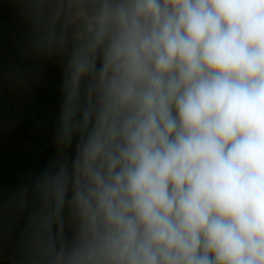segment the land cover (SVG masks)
Masks as SVG:
<instances>
[{
	"label": "clouds",
	"instance_id": "9594fccd",
	"mask_svg": "<svg viewBox=\"0 0 264 264\" xmlns=\"http://www.w3.org/2000/svg\"><path fill=\"white\" fill-rule=\"evenodd\" d=\"M86 75L73 202L89 260L264 264V0L105 3L71 99Z\"/></svg>",
	"mask_w": 264,
	"mask_h": 264
},
{
	"label": "rangeland",
	"instance_id": "374dc122",
	"mask_svg": "<svg viewBox=\"0 0 264 264\" xmlns=\"http://www.w3.org/2000/svg\"><path fill=\"white\" fill-rule=\"evenodd\" d=\"M2 1L0 0L1 3ZM85 1L88 2L89 0ZM112 1L95 0V2H102V4L95 12H92L91 16L100 15L101 17L106 2L110 4L118 2L113 3ZM89 2H93V0ZM0 5L2 11L8 12L6 9L10 6ZM78 8L89 11L88 7H82V5H79ZM67 10L62 18L63 21L61 20L62 23L60 22L59 25L58 23L50 24L45 18L43 19L36 12L31 11V8H25L22 10L25 20L35 17L34 23L30 20V24L22 25L23 30L18 29L19 32H16L15 39L0 32V35L4 36H0V38H4L6 42L4 44V40L0 39V164L7 169V174L13 169L16 171L9 175L19 174V170H21V173L24 172L28 179H33L35 182H41L42 179L47 181L52 175L51 170H55L59 165H64L63 160H53L54 157H51L49 149L36 148L39 146L38 144L43 142L54 148L55 141H60L59 138H63L64 142L73 141L77 145L88 130L85 128L83 120V112L89 103V94L84 93L87 90L78 86L76 98L71 99L72 79L70 77L67 79L57 78L59 81L56 82L53 73H40L33 68L39 64L72 68V61L80 57V51L67 47L66 28L64 26ZM90 14L87 12V15ZM99 23L100 21L96 23L95 33L99 28ZM50 27L54 30L56 28L58 33V39L53 44L43 42V39L39 37L41 28L45 30ZM9 38H11L10 41ZM93 38L91 36L89 40H93ZM21 50L24 51V54H29L30 57L23 56L21 58L23 65L17 66L15 63H18V60L15 51L23 53ZM98 50L101 49L97 48V52L101 54L102 52ZM25 69L29 77L35 81L31 85L28 75L24 74ZM84 82H88L91 88L97 85L96 78L94 82L87 79H84ZM40 92H42L43 97H39ZM91 100L95 104L96 100L93 98ZM69 108L75 110V115L71 121H66L65 115ZM22 135L29 136L28 140L21 142L19 139ZM7 151H11V156L14 155V157L9 156ZM11 162L14 163L13 166H10ZM69 162L63 168L65 172L68 171L69 167L73 170L74 161L69 160ZM19 163L20 166L22 164L21 169ZM67 174L74 176L73 171ZM60 176L61 171L52 177L57 180ZM0 180L9 183L17 179H9L4 175V178ZM43 186L47 190V186L42 185L41 187ZM74 191L73 186L69 190V197L72 200ZM7 194L6 201L10 198L9 191ZM25 197V205L18 215L19 219L23 221L20 228L14 226L13 216L9 218L3 216V220H0V264H94V261L89 260L88 255L91 250L96 248L97 240L86 222L80 221L81 214L69 217L73 221L61 234L60 232L54 236L43 234L44 229L51 228L52 223H49V217L50 219L54 218L55 223H57V219L62 217L63 212L60 211L58 214V210H55L59 196L45 200L43 212L40 205L44 202L36 203L37 200L35 201L29 192ZM50 201H53L52 204ZM2 207L4 204L1 205L0 202V210ZM43 214L45 218L42 220L40 216ZM71 220L69 219V221ZM75 222L79 223L75 224ZM57 230V227H54L49 232L52 233L51 231Z\"/></svg>",
	"mask_w": 264,
	"mask_h": 264
},
{
	"label": "trees",
	"instance_id": "16d2710c",
	"mask_svg": "<svg viewBox=\"0 0 264 264\" xmlns=\"http://www.w3.org/2000/svg\"><path fill=\"white\" fill-rule=\"evenodd\" d=\"M4 2H6V0H3L2 3L0 2V4H3L5 7H8V4H5ZM99 3L100 2H96V4H94V6L99 7L100 6ZM30 8H31V11L36 12L39 16H43L45 18V20L48 21V19L43 15L42 9L40 8V6L36 2H33L31 4ZM6 10L8 12L2 11V9H0V32L3 34H6L7 37H11L12 39L16 38V35L19 32L18 31L19 28H21L23 30L22 25L30 24L31 23L30 20H32V23H34V21H35V17H33V19H30V20H25L23 15L20 16L17 13V11H14V9L11 7H9ZM55 24H57V23H55ZM53 30L54 29H52L51 27L47 28L45 30H43L41 28L39 31V33H40L39 37L43 40H46V41L55 40L57 37V32H56V30H54V31ZM1 37H4V36L2 35ZM11 38H9V41L11 40ZM0 39L4 40V44H6L4 38H0ZM21 51L23 53H19V52L15 51V55H16V58L18 60V63H15L17 66L23 65V61L21 60V58L23 56L26 55V56L30 57L29 54H24V51L23 50H21ZM43 71L45 73L58 72V73H63L65 75L68 72L66 69H63V68L57 69V68H51V67H46L43 69ZM74 71H75V69L73 70V72ZM24 74L28 75V72L26 71V69H25ZM29 83H30V85L32 83L30 78H29ZM40 93H42V92H40ZM41 96H42V94H41ZM28 138H29V136L22 135V136H20L19 140L22 142V141L28 140ZM59 139H60L61 143L59 145L55 144L54 148L49 147L47 144H45L43 142L38 144L39 146H37L36 148H41V149H45V150L49 149L50 155L52 157H54L56 160H61L62 158H74L73 157L74 149L77 146L75 144V142L70 141V142L66 143V142H64L63 138H59ZM1 153H3V152H1ZM7 153H9V156H11V154H12L11 151H9V152L7 151ZM11 157H14V155ZM19 160H20V158H19ZM13 165H14V163L11 162L10 166H13ZM19 166H20V163H19ZM21 167H22V164L20 166V169H21ZM6 170L7 169L0 164V179H3L4 175H5L9 179H17V180L19 179V180L18 181L12 180V182H9V183H7L4 180H0V182H1L0 183V185H1L0 191L1 192L3 190L9 191L11 203L9 205H6L5 208L12 209L13 213L12 214L9 213L7 215V217L9 218L10 216H13L14 219L12 218V221L15 224L14 226H16L17 228H20L21 225L23 224V221L19 219L18 215L20 214L22 207L25 205L24 204V198L26 199L25 196L28 194V192L30 194H32V197L34 198L35 201L37 200L36 203L38 202L39 204H41L45 200H49L51 195H52V192L54 193L55 190L51 189L50 186H47V190H45L44 186L43 187H41V186L43 185V183H45V185H46V182L39 184V183L33 181V179H28L25 176L24 172L21 173V170H19V174H12V175H9V174L14 173L16 170L13 169V170L9 171L8 174H7ZM19 193L21 196L19 195ZM18 200H20V203H18ZM43 204H45V202L40 205L42 212H43ZM73 204H74V206H72ZM18 209H19V211H18ZM36 209H38V208H36ZM29 210H30V208H29ZM41 211H39V212L41 213ZM60 211H62L63 214H62V217L60 219H57V223H55L54 218L50 219V217H49V223H52L51 228L50 229H48V228L44 229V231H42L43 234H48V235H52V236L56 235L58 232H61L62 229L64 230L69 225H71V222L73 220H71L72 218H69V217L74 216L75 214L76 215L81 214L80 210L78 209L77 205L74 202L61 206V208L58 210V214ZM15 212H17V214H15ZM32 216H33V212H32ZM40 217L42 218V220L45 218L44 214L41 215ZM81 217H82V215H81ZM69 219L71 221H69ZM82 220H84V219L81 218L80 221H82ZM77 223H79V222H75V224H77ZM54 227H57L58 230L57 231H51L52 233H50L49 231L52 230ZM32 234H34V233H32Z\"/></svg>",
	"mask_w": 264,
	"mask_h": 264
},
{
	"label": "crops",
	"instance_id": "0c3cea01",
	"mask_svg": "<svg viewBox=\"0 0 264 264\" xmlns=\"http://www.w3.org/2000/svg\"><path fill=\"white\" fill-rule=\"evenodd\" d=\"M94 4H96L95 1L94 2H84V3H80L78 5H75L71 9L67 10V14H66V17L64 19V21H65V25L64 26L66 28V40H67V43H68L67 47L69 46L72 49H77V51H80V53H83V52L87 51V46L89 45V42L93 41V40H89V37H91V36L94 37L95 36V34H96L95 33L96 25H97L96 23L99 22L100 18H101L100 15H98L97 17H92L91 16L92 12L93 11L95 12V10L97 9V7H95ZM79 5H82V7H88L89 11H86L84 8H78ZM87 12H88V14H90V13L91 14L87 15ZM102 12H104V9H103ZM41 17H43V16H41ZM58 24L60 25V22ZM56 32H57V30H56ZM57 39H58V33H57V37H56L55 40H48V41L43 40V42L52 43L53 44V42L54 41L56 42ZM98 51L101 52V50H98ZM75 62H76V60L72 61L73 68H68L67 66L59 67V66H56V65L47 66L45 64H44V66L39 64V65H37L36 68L35 67H33V68L36 71H40V73H42V72L45 73L43 71V69L46 68V67L57 68V69L58 68L66 69L68 71L66 75L63 74V73H58V72H50V73L54 74V76L56 78V82H57V81H59V80H57V78H65V79H67V77H70L72 79V76H73V73H74L73 70L75 69ZM100 62H101V54L99 52H97V60H96V67L97 68H99ZM34 63H36V62H34ZM46 74H49V73H46ZM29 78H30V80L32 82H35V81L32 80L31 77H29ZM90 78H91V80H89ZM94 78H95L94 76L86 75V76H84V77H82L80 79L78 86L81 89H83V90H87L89 85H88V82H84V79L85 80L87 79L90 82L91 81L94 82L95 81ZM36 84L38 85V83H36ZM49 89L51 90V88H49ZM41 94L42 93H39V97H42ZM29 97L32 98L30 95H29ZM60 143L61 142L59 140L55 141V144H57V145H59Z\"/></svg>",
	"mask_w": 264,
	"mask_h": 264
},
{
	"label": "flooded vegetation",
	"instance_id": "af4514ba",
	"mask_svg": "<svg viewBox=\"0 0 264 264\" xmlns=\"http://www.w3.org/2000/svg\"><path fill=\"white\" fill-rule=\"evenodd\" d=\"M87 2V1H85V0H81V1H78V2H75V3H73L71 6H69L67 9L69 10V9H71L72 7H74L75 5H78V4H80V3H84V2ZM89 1H91V0H89ZM88 1V2H89ZM95 0H93V2H94ZM116 1H118V0H113L112 2L114 3V2H116ZM33 2H35L34 0H6V2H4L5 4H8V6H10L11 8H13L14 9V11H17V13L21 16V15H23L22 14V10L23 9H25V8H30V6H31V4L33 3ZM107 3V2H106ZM101 4H102V2L101 3H99V5L101 6ZM1 6V5H0ZM2 6H3V4H2ZM1 8V7H0ZM98 8V7H97ZM66 9V10H67ZM65 10V11H66ZM23 17H24V15H23ZM43 19H44V17H42ZM22 19V18H21ZM61 24V23H60ZM56 29V28H55ZM101 56H102V53H101ZM72 65V68H73V64H71ZM95 79V78H94ZM89 80H91V78L89 79ZM95 88L96 87H93V88H91V87H89L88 86V89H87V91H85L84 93H88L89 94V91L90 90H95ZM91 98H93V99H95L93 96H91ZM96 100V99H95ZM5 139V138H4ZM52 157V156H51ZM54 161H56V159L54 158L53 159ZM61 160H63V163H64V165H59V162H58V167H56L55 168V170H51V177H49V179H47V181H44V180H46V179H42V181L41 182H38L37 181V183H39V184H41V183H43V182H46V186H50V188L51 189H53V190H55V192L53 193L52 192V195H51V197H50V199H54V198H57L58 196V199L59 200H57V204L58 205H56V207H55V210H59L60 208H61V206H63V205H65V204H70L71 202H73V200H72V198L71 197H69V190H71V188L74 186L73 185V175L71 174H67L68 172H70V171H73V170H71L72 168H68V171L67 172H65L64 171V174H65V179H63L62 181H59L58 182V180H56V179H54V177H52V176H54V175H57V174H59V172L64 168V167H66L65 165L67 164L68 165V163H70L69 162V160L70 161H74V158H62ZM66 162V163H65ZM64 182V183H63ZM62 184H64V185H62ZM43 185H45L44 183H43ZM55 195H58L57 197L55 196ZM0 202H1V205L2 204H4V207H2V209L0 210L1 211V214H0V220H3V216H7L9 213H13V210L12 209H8V208H5V206L6 205H9L10 203H11V199L9 198V200L8 201H6V198H7V190H3L2 192H0ZM52 202L53 201H50V204H52ZM60 204H62V205H60ZM15 214H17V212H15ZM64 230H62L61 232H60V234L63 232Z\"/></svg>",
	"mask_w": 264,
	"mask_h": 264
},
{
	"label": "water",
	"instance_id": "95a60500",
	"mask_svg": "<svg viewBox=\"0 0 264 264\" xmlns=\"http://www.w3.org/2000/svg\"><path fill=\"white\" fill-rule=\"evenodd\" d=\"M42 9L43 15L48 19L51 24L59 23L63 20L65 10L73 3L81 0H34ZM92 96L96 99L98 93L95 90H91ZM76 156V148L74 149V155Z\"/></svg>",
	"mask_w": 264,
	"mask_h": 264
}]
</instances>
